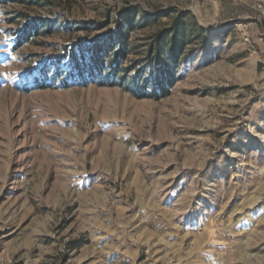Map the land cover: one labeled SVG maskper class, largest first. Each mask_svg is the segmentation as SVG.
<instances>
[{"label": "rangeland", "instance_id": "1", "mask_svg": "<svg viewBox=\"0 0 264 264\" xmlns=\"http://www.w3.org/2000/svg\"><path fill=\"white\" fill-rule=\"evenodd\" d=\"M0 264H264V0H0Z\"/></svg>", "mask_w": 264, "mask_h": 264}, {"label": "trees", "instance_id": "2", "mask_svg": "<svg viewBox=\"0 0 264 264\" xmlns=\"http://www.w3.org/2000/svg\"><path fill=\"white\" fill-rule=\"evenodd\" d=\"M181 24L182 23L175 22L172 27L161 30L155 34L149 52V61L151 64L150 66H152L153 61H156V63H158L159 73L154 77L153 68L150 67L148 78L144 81L143 84L145 85V88L150 86L151 90L150 92H144L143 95L157 98L160 95L165 96L169 93V87L174 81V75L171 69V61L176 60L177 54L184 44L185 31L183 30ZM24 35L29 36L30 30L27 29L26 31H24ZM126 35V32H119V42L116 46H113L111 59H108L107 62H103V58L95 61L96 68L100 70L97 73L95 70L94 77H98L99 79H101L102 83H107L110 85L116 83V73L118 70L117 67L118 65H120L122 60L126 58L128 51ZM70 56L71 59H73V57L75 58L73 54ZM83 67L85 69V65H83ZM103 71L106 72L103 73ZM88 73L91 75L94 72L90 71ZM76 75H78L80 79L85 78L83 70L77 71ZM122 79L124 80V78ZM134 80L136 81L137 86H139L138 77H135ZM35 82L37 83V86L41 87H45L48 85L45 84V79L36 80Z\"/></svg>", "mask_w": 264, "mask_h": 264}]
</instances>
